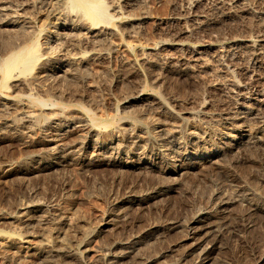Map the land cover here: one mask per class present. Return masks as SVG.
Here are the masks:
<instances>
[{
    "label": "rangeland",
    "instance_id": "1",
    "mask_svg": "<svg viewBox=\"0 0 264 264\" xmlns=\"http://www.w3.org/2000/svg\"><path fill=\"white\" fill-rule=\"evenodd\" d=\"M41 1L42 0H0V4H3V2L8 3L7 5L4 3V6H7V9L12 10H0V13H3L5 11V14L3 13L5 17L1 14L3 18L0 15V19L8 20L7 18H9V16V19L15 17V20L18 19L16 20V22H18V25H20L19 27H21V29L23 28V26H25L23 29L27 30H29L30 27L31 29L33 28L34 30L30 29L29 31H33L34 33L38 34V41L43 43H45L46 35L50 34V31L52 32L61 30V24L75 25L77 23L75 20L78 21L79 16L76 15H79L80 12L69 9L66 6V0H53V2H51L50 0H43L42 2ZM102 1L105 4L108 13L112 17L111 26L113 27V33L109 34L110 36L107 35L105 37L106 39H101L102 41L104 40L103 42L99 40L101 43H99V41H96L97 44L95 42L94 47L95 50L104 52V55L106 54L105 57L99 58L100 60L95 58H87L86 62L84 63L85 65L81 68V70H78L77 72L69 76H66V74H64L65 77H54L50 75V73L52 72H46V76L44 75L45 77L42 76L38 79L40 81L39 84L43 88L42 92L38 93V95L36 96L29 98L27 104H33L32 107H34V109L37 108L36 110L42 108L41 111L44 114L49 113L51 110L55 111V109H64L67 111L71 109L80 110L82 109V107H84L91 113L92 127L96 129L98 137L99 139H101L100 141H105L106 139H114L115 137L119 140L124 139L130 132L133 131V124L121 119V115L123 116L124 112L121 108V100L119 97L123 93L139 90L143 93H150L154 96H159L169 104H172V102H175L179 99L181 100L180 103L182 105L186 104V107H189L190 104L191 106H195L196 104L205 100L209 102H211L212 100V105H216L220 102V95L217 94L218 92L214 88L215 81L218 82L219 80L215 75L213 77H210L208 75L206 76V79L204 78L202 80H198L191 78V76L188 74L190 76L189 77L187 73H184L182 71L176 72L175 70L171 72H164L163 69V71L161 70L159 63L153 64L154 66L152 65L151 67H146L142 62L140 63L142 54L144 52H147L152 46H154V43L159 39V37L165 35L164 33L166 32V30L169 31V29L174 30L177 28L173 17L175 16V10H180L179 5H183V0L182 2L181 0ZM191 1H195L196 4H198L194 7L196 11L194 10L195 13H193V9L189 10L188 13L186 11V15L183 16V19L181 21L182 25H186V28L192 29V31L195 32L193 33L192 37L188 38L189 43H193L194 40L196 42L200 41L202 43L211 41L217 46H219V44L220 46H228L232 45L231 43L235 42V40L240 38L243 34L247 35V31H250L249 33L252 36L259 32V27H257V25L259 26L260 23L259 20L256 19V14L260 12V10H262V8L264 7V4L262 5V2H264V0H234L235 3L230 2V4L223 6L219 3L220 0ZM257 1L261 2V4L259 3L260 5H255V3H258ZM12 3L13 6H11ZM61 3H63V6ZM114 3L116 5L118 4V6L116 7ZM113 5H115V7ZM183 6L181 8H184ZM219 6L223 8H220ZM21 8L24 9L22 10ZM226 8H229V13ZM65 9H67V11ZM231 9L233 11H231ZM245 9H248V11ZM251 9H253L255 13ZM68 11L69 13H67ZM109 11L112 12L110 13ZM9 12H12V14L10 13V15ZM14 12H16L17 14H15ZM221 12L223 14H220ZM71 13L73 15L75 14L77 19L75 18V16H72ZM140 14H142L141 16H143L142 20L138 23L140 24V26L138 24L133 26V24L128 23L127 19L129 17ZM21 18L25 21H22ZM198 20L202 23L197 24L199 23ZM26 21L30 23V26ZM24 22H26V24ZM192 23L194 26L192 25ZM129 24L131 26H129ZM196 25L199 26V28L195 29L197 27ZM211 26L213 28H211ZM216 26L217 31L214 28ZM201 27H203V29ZM54 28L55 30H53ZM125 28L128 29V31ZM135 28L138 31L135 30ZM213 31H216L217 33H214ZM76 32L78 33V35L81 34L79 30H75V33L73 32V35H71V37L69 36V38L71 39L70 41H67L69 40V38H65V41H56L54 39H51V41H48L50 42V44H48H52V48L56 47L54 48L56 52L58 51V45L61 48L64 47L63 49H65V51L66 49L69 50L66 51L69 54L73 52H70L71 49L76 50L74 52H78L80 50L82 51L84 47L79 43L78 35L76 34ZM43 34L45 35V37ZM73 41L75 43H73ZM59 42L60 44H58ZM71 42L73 44H71ZM66 44H69L70 46ZM233 46L234 45H232L231 47ZM231 49L235 50V48ZM223 58L225 57H222V59ZM225 61L226 60L223 59V62ZM238 61L248 70L257 71V67H255L256 64H254L253 60H249L247 58L243 59V57H240ZM253 67L255 68V70ZM258 72L262 77H264V68H260ZM78 74L81 75L79 76ZM50 77H52L51 80ZM66 77L71 78H67L68 80H64V78ZM215 77L217 80L215 79ZM46 78L47 80L45 81H47V84L44 81V79ZM58 78L60 79V82ZM52 79H54V81H52ZM138 79L140 80L138 81ZM212 79H214V82ZM49 80L51 81V83L48 82ZM55 80L59 84H56L57 82L55 83ZM192 81L196 82L193 83ZM156 82L157 84L155 85L154 83ZM48 83H50L51 85L55 84L57 85V87L60 85L59 88H61V85L63 84L62 87L65 89V92L63 91L64 95L62 96V98L65 99L64 96H68V98H66L67 100H63L57 95V98L56 96L52 95L54 93L50 92V84ZM197 83L199 84L197 85ZM47 85L49 86L47 87ZM158 86L161 88L163 86V90ZM17 88L15 89V92L17 94H21L22 88ZM160 90H162L163 92ZM66 92L71 93V95L67 94ZM201 92L203 93L201 94ZM92 93L94 94L91 95ZM182 95L185 97H183ZM198 95L199 97H201L199 98ZM196 97L199 98V100ZM206 97L208 99H206ZM40 98L42 100H39ZM188 98L192 99L190 100ZM95 99H97V101ZM196 99L198 100V102ZM193 103L194 105H192ZM80 105L82 107H80ZM138 105V107H143L142 104ZM145 114L147 116H145V120H147L149 113L146 111ZM43 116L45 115H42L41 118H43ZM149 118L151 119V117ZM130 124L132 125V128H130ZM123 125L124 127L129 126V128L126 129L127 132L123 129L119 130V128L123 127ZM251 126L254 127L253 124ZM9 131L10 130H6L0 133V215L2 217L6 216L7 213L8 215H10L11 212L15 211L17 207L20 206L19 203L26 204L36 202L40 205L41 208L43 207L41 210L44 211L40 213H44V217H51L57 213L70 217L71 220L75 221V224L78 222L76 226L75 224H73L75 228L72 227L69 231L65 232V238L69 237L68 241L70 240V245L72 243L71 246H68L72 248L71 251H73L74 253L64 254L62 256L58 254V260H61L60 264H62V262H64L65 264H102L101 260L103 261L105 254H107L109 250H120L123 243L129 240H133L135 237H144L148 231L151 232V235L150 237H146L148 238L146 240L148 243L145 248L146 251L144 249H141L139 252L137 251V253L132 254L133 256L126 259V264L139 263V261H141L139 255L141 256V254L143 258H147L145 260H148V264H182L179 257H181L182 253L189 247V244L191 243L190 239H185L186 233L189 229V227L187 226L188 221L196 214L197 209L203 204L202 202L209 194L213 193L215 195V198L218 199L229 197L231 198L232 196H234L232 198H235L238 197V194L242 190L241 188L244 187L245 190L247 188V190L252 193V201L254 203L264 206V164L260 163V159L262 160V158H264V154H261L264 153V146L260 148L261 151H259L260 149L248 148L245 150L234 151L230 152V154L228 153L223 155V159H220V162L222 163V168H220V170L217 169L216 171L215 169H212L210 167H204L205 169L203 170L202 168H198L199 170L195 168L188 170L178 180H174L170 176L162 173H157L156 175V172L148 173L145 169H143L145 171H143L142 168H140V170L137 166H129L128 168H126L125 166L121 165L124 164V161L135 162L137 160L136 156L130 155L126 157L128 158L127 160L125 158L120 164L115 163L114 165V163L109 160L108 156L98 157L96 156L95 151L90 147L85 148L83 150L84 153H80L79 156L68 158L63 163H56V161L54 162V159H50L48 156L49 154H47V151L45 150H42L43 152L40 150L42 154L40 153L38 158H36L35 156H32L31 152H36L37 149L35 150V148H33L35 150L34 151L33 149L31 150V148H26L25 141L28 142L37 140L40 137L39 128L37 126H34L30 131L20 133L21 137L20 135L19 137H17L15 132L10 131L12 134L11 135ZM25 136H27V138ZM46 161L51 162L50 166L41 168V164ZM235 161H239V164ZM230 163L232 167L230 166ZM34 167L36 168V170L34 169ZM5 172L7 173L5 174ZM166 176H168L169 178ZM170 179L172 181H170ZM236 191L238 192V194L236 193ZM153 192L155 193V196L151 197V194ZM142 196L144 200L146 199L144 203L139 206H130L129 208L126 202L127 199L137 200L139 198L138 200H142ZM150 201L151 203L154 201L155 202L151 204ZM123 204L125 205L126 209ZM231 205L232 206L227 208V210L225 209V211L223 212L226 217L222 214V216L219 217V220H217L218 218L216 219L215 227L220 226L223 229L224 233H222V236H219L220 240L219 238L217 239V244L219 246L212 253L211 258L209 262H207V264H256L255 253L259 250H264V211L262 213V210H260L257 212H253V214L252 212L250 213L248 208L245 210L246 205H243V203L234 202ZM44 207H46V211ZM118 207L121 208L119 209ZM247 211H249L248 215L245 216V214H247ZM121 213L123 215L125 214V217ZM249 214L252 216H250ZM222 217H224V220ZM110 219H112L113 222L116 221L114 222V225L112 227L110 224L106 225L107 220ZM0 222V233H19L25 240L24 244L28 245H26V248L22 249L10 248L5 252H2V250L0 249V264H3L4 262V253L10 256V264H51V259L54 257L57 258V254L54 251L49 250L53 253L52 254L50 252V254L48 251H45L47 249H42V255L33 249L36 248L42 241V235L38 233L40 232V230H38L40 225H34L35 228L33 230H30L31 232L29 231L25 233L20 228H17L18 224L12 223V221V224L9 220H0ZM200 223L204 224L206 222ZM234 223H240L241 225L244 224V226H241L239 224V228H236L235 230L233 229L235 225ZM168 224L171 226V228H167L169 226ZM213 224L214 222H211L212 226H214ZM13 226H15V229H17L15 230ZM227 228L230 230H228ZM82 229L84 230L82 231ZM78 231L82 232L77 236L78 238H75L76 240H73V238L71 237L75 232L78 233ZM113 247L116 249H114ZM73 249H75L76 251ZM46 252H48L49 254ZM45 253L49 256H47ZM45 255L49 258H45V260L47 261L43 260ZM59 256L62 258H60ZM190 261L191 257H188V261L185 264H191Z\"/></svg>",
    "mask_w": 264,
    "mask_h": 264
},
{
    "label": "bare ground",
    "instance_id": "2",
    "mask_svg": "<svg viewBox=\"0 0 264 264\" xmlns=\"http://www.w3.org/2000/svg\"><path fill=\"white\" fill-rule=\"evenodd\" d=\"M50 1L53 2V0H50ZM183 1H184L183 5L184 4L185 5L184 6L182 4L181 5L184 8H181L182 6L179 5L180 10H175L176 11L174 13L175 16L173 17V20L175 21L177 28L174 30L169 29V31L164 28L166 30V32L164 33L165 35L160 36L159 39L154 43V46H152L147 52H144L142 54L140 63L142 62L143 65L146 67H151L153 64L159 63L161 70L163 69L164 72H166V71L171 72V71H175V70H176V72L182 71L184 73H187V75L189 74L191 76V78L198 79V80L199 79L202 80L204 78L206 79L207 78L206 76H208V75L210 77H213L214 75L217 76V78L220 81L219 80H218V82L215 81L214 88L217 90V92H218L217 94L220 95L221 99H220L219 103L216 102L217 103L216 105H212L213 104V103H211L212 100H211V102L205 100V101L200 102L198 104L195 103L196 104L195 106H191V104H190L189 107H186L185 106L186 104L182 105L180 103L181 100H179V99H178L179 101L177 100L175 102H172V104H169L166 101H164L163 98H161L159 96H154L150 93H143L139 90H134L131 92L129 91L127 93H123L119 97L121 100V108L123 109V112H124L123 113L124 115L123 116L121 115V117H122L121 119L123 121L132 123L133 124V131L130 132L124 139L120 138L121 140H119L115 137L114 139H111V138H109L108 140L106 139L107 141L106 140L100 141L101 139H99L98 133L96 132V129L94 127H92L91 113L87 109L82 107L81 105H80V107H82V109H80V110L71 109V110L66 111L64 109H57V110L55 109V111L51 110L49 113H45V114L41 111L42 108L38 109V110H36L37 108L34 109V107H32L33 104L32 105L27 104V101L29 98L36 96V95H38V93L42 92L43 88L39 84L40 81L38 80L40 77L44 76L46 74V72H48V71L52 72V73H50V75L54 76V77H63L64 74H66V76L67 75L69 76V75L77 72L78 70H81V68L85 65L84 63L86 62L87 58H92V59L95 58L98 60H100L99 58H104L106 54L104 55V52H100L99 50H95L94 43L96 41L104 39L107 35L113 33V27L111 26L112 17L108 13L107 8H106V6L102 0H66V3H67L66 6L69 9L80 12V13L78 12L79 15H76V16H79L78 21L75 20L77 22L75 25H73V24L72 25H68V24L62 25L61 24L62 28H61V30L59 29L60 31H57V30L52 31V32L50 31V34L46 35L45 43L38 41V38H37L38 34L34 33L33 31L32 32L29 31L31 29V27H30V29L28 27L29 30L23 29L25 27V26H23L24 25L23 24L22 25L23 28L21 29V27H19L20 25H18V22H16V20H18V19L15 20L14 19L15 17L12 19H9L10 18V16H9V18H7L8 20H1L0 19V133L4 132L6 130H10L12 132H15L17 137H19L20 133L28 132L34 126H37L40 130V137L35 141L34 140L33 141L27 140L28 142L25 141L26 148L27 147L31 148V150L33 148H35V150L36 149L38 150V152H37V150H36V152H31L32 156H35L36 158H38V156L42 150H45V151H47V154H49L48 155L49 158L54 159V162L56 161V163H63L68 158L79 156L80 153H82L85 148L90 147L95 151L96 156H98V157L99 156H101V157L108 156L109 160L111 162H113L114 165H115V163L120 164L123 161V159H125L126 157H128L130 155L136 156L137 160L135 162H125L124 161L123 162L124 164H121V165L125 166L126 168H128L129 166L130 167L137 166V167H139V169L140 168H142V170L145 169L148 173L156 172V175H157V173H162V174L170 176L174 180H178L188 170L195 169V168L196 169L202 168V170H203L206 167H210L212 169H215L216 171H217V169L220 170V168H222V163L220 162L221 161L220 159L222 157H224L223 155L228 154V153L230 154V152L245 150L248 148L260 149L262 146H264V77H262L260 75V73H259L260 71L258 72V70L260 68L261 69L264 68V10H263L264 7L263 6H262L263 8L261 7L263 11L260 10V12H258L256 14V19H258L259 23H260L259 26L257 25V27H259L258 33H256L254 36H252L249 33L250 31L249 32L247 31L248 32V33L246 32L247 35L243 34L240 38L236 39L235 42L231 43L232 45H234L233 47H231L232 45L220 46V44H219V46H217V45L213 44L211 41L206 42V43H202L200 41L196 42L195 40L193 43L188 42V38L192 37L193 33H195V32L192 31V29L186 28V25L185 26L182 25L181 21L183 19V16L186 15L185 14L186 11H187V13L191 9H193L192 11H194L195 5L197 6L198 4H196L195 1L192 2L191 0H183ZM51 2H50V4H51ZM62 2H64V1H62ZM181 2H182V0H181ZM230 2H234V0H220L219 3L223 6V5L230 4ZM4 3L5 2H3V4H0V10H2V11L7 9V6H4V5L5 4L7 5L8 3H5V4ZM259 3L261 4V2H258V3H255V5L256 4L258 5ZM17 4H19V3H17ZM61 4L63 6V3H61ZM129 4H130V2H129ZM263 4H264V2H262V5ZM115 5H113V6L115 7ZM11 6H13V3ZM117 6H118V4L116 5V7ZM8 7H9V5H8ZM21 7H23V6H21ZM228 7H229V5H228ZM257 7H260V6H257ZM62 8H64V7H62ZM220 8H223V7H220ZM241 8H239V9H241ZM251 8H252V6H251ZM12 9H13V7H12ZM226 9L228 11L229 8H226ZM7 10L12 11L9 9H7ZM65 10L67 11V9H65ZM114 10H116V9H114ZM245 10L248 11V9H245ZM251 10H253V9H251ZM8 11H7V13H8ZM195 11L193 13H195ZM231 11H233V10L231 9ZM17 12H19V11H17ZM229 12H230V10L228 11V13ZM253 12H254V10H253ZM3 13H0V15L1 14L3 15ZM10 13L12 14V12H9V14ZM14 13L17 14L16 12H14ZM64 13H63V15H64ZM67 13H69V11ZM228 13H227V15H228ZM231 13H233V12H231ZM143 14H144V12H143ZM220 14H223V13L221 12ZM2 15H1L2 18H3V16L5 17V15H3V16ZM71 15L75 16V14L73 15L72 13H71ZM141 15L142 14L129 17L127 19L128 23L133 24V26L137 25L143 18V16H141ZM76 16H75V18H76ZM116 17H117V15H116ZM16 18H17V15H16ZM197 19H199V18H197ZM22 21H25V20L22 19ZM22 21H20V22H22ZM26 22H24V23L26 24ZM69 22H70V20H69ZM256 22H257V20H256ZM73 23H75V22H73ZM200 23H202V22L199 21V23H197V24H200ZM28 24L30 26V23H28ZM130 24H129V26H131ZM205 24H206V22H205ZM138 25L140 26V24H138ZM192 25H193V23H192ZM217 26L214 27L215 30H216ZM125 27H127V26H125ZM207 27H210V26H207ZM34 28H36V27H34ZM49 28H48V30H49ZM117 28H118V26H117ZM197 28H199V26H197L195 29H197ZM201 28L203 29V27H201ZM211 28H213V27L211 26ZM43 29H45V28H43ZM128 29H129V27H128ZM128 29H126V30L128 31ZM53 30H55V28ZM75 30L76 31L79 30L81 32V34H79V35L77 32H76V34L78 35L79 43L84 47L82 51L80 50L78 52H74L76 50L71 49L70 52L71 51H73V52L69 54L66 52L69 50L66 49V51H65V49H63L64 47L61 48L58 45V47H57L58 51L56 52L54 50V48H56V47L52 48L53 47V46H51L52 44L49 45L50 42H48V41H51V39H54L56 41H58V40H64L65 41V38L67 39V38H69V36L71 37V35H73V32L75 33ZM135 30H137V29L135 28ZM216 31H213V32L217 33ZM199 32H200V30H199ZM255 32H257V31H255ZM255 32H253V33H255ZM44 34H46V33H44ZM196 34H197V32H196ZM44 37H45V35H44ZM211 38H210V40H211ZM70 40L71 39L69 38V40H67V41H70ZM74 41H75V39H74ZM74 41H73V43H75ZM103 41L101 40V42H103ZM101 42L99 41V43H101ZM54 43H55V41H54ZM73 43L71 42V44H73ZM58 44H60V42ZM69 44H66V45L70 46L71 44L70 45ZM96 44H97V42H96ZM55 45H57V44H55ZM231 48H235V50L231 49ZM222 57H225V58H223L226 60L225 62H223ZM240 57H243V59L247 58L249 60H253L254 64H256L255 67H257V69H256L257 71L248 70L247 68L242 66L238 61V59ZM254 64H252V65H254ZM254 70H255V68H254ZM148 74H149V72H148ZM75 76H71V77H75ZM47 78L44 79V81L47 80ZM51 78L52 77H50V80H51ZM67 78H69V77L64 78V80ZM61 79H63V78H61ZM215 79H216V77H215ZM50 80L48 82L51 83ZM58 80L60 82L59 78H58ZM139 80L140 79H138V81ZM212 80L214 82V79H212ZM52 81H54V79H52ZM163 81H165V80H163ZM184 81H186V80H184ZM45 82L47 84V81H45ZM56 82L57 81L55 80V83ZM195 82H193V83H195ZM50 83H48V84H50ZM56 84H59V83L57 82ZM65 84H66V82H65ZM154 84L156 85L157 82ZM198 84L199 83H197V85ZM48 86L49 85H47V87ZM59 86L57 87V85H55V84L54 85L50 84L49 89H50L51 93H54L52 95H54V96L57 95L58 97H61V99H63L62 96L64 95L65 89L62 87L63 84L61 85V88H63L64 90L59 88ZM159 86H160V84H159ZM17 87L22 88L21 94H17L15 92V89ZM137 87H138V85H137ZM191 87H193V86H191ZM159 88H161V87H159ZM161 89L163 90V86ZM162 90H160V91H162ZM197 93H196V95H197ZM202 93L203 92H201V94ZM67 94L71 95V93H69V92ZM93 94L94 93H92L91 95H93ZM219 95H217V96H219ZM57 96H56V98H57ZM173 96H174V94H173ZM64 97H65V99H63V100H67L66 98H68V96H64ZM183 97H185V96H183ZM198 97H199V95H198ZM199 98H197V99L199 100ZM183 99H185V98H183ZM188 99L191 100L192 98H188ZM206 99H208V98L206 97ZM39 100H42V99L40 98ZM95 100L97 101V99H95ZM198 100H197V102H198ZM209 100H210V98H209ZM138 104H142L144 108L140 106L141 108H143V109H141L140 107H138L139 106ZM188 104H189V102H188ZM192 105H194V103ZM146 111L149 113L147 120H145V118L147 117L145 114ZM42 115H45V116H43V118H41ZM149 117H151L152 120ZM149 120H151V121H149ZM147 121H149V122H147ZM252 124L254 125V127L251 126ZM128 128H129V126L124 127V125H123V127L119 128V130L123 129L126 131V129H128ZM130 128H132V125L130 126ZM10 134H11V132H10ZM20 137H21V135H20ZM25 137L27 138V136H25ZM18 141H20V140H18ZM45 151H44V153H45ZM259 151H261V149ZM44 153H43V155H44ZM261 154H264V153H261ZM127 159L128 158H126V160ZM242 160H244V159H242ZM106 161H108V160H106ZM97 162H99V161H97ZM235 162L238 163L239 161H235ZM50 163L51 162H49V161L44 162L43 164H41V168L50 166ZM260 163L264 164V158H262V160L260 159ZM245 165H247V164H245ZM230 166H231V163H230ZM34 169L36 170L35 167H34ZM145 170H143V171H145ZM212 171H214V170H212ZM223 171H224V169H223ZM6 173L7 172H5V174ZM168 176H166V177H168ZM165 179H167V178H165ZM170 181H172V180L170 179ZM236 181H238V180H236ZM238 184H237V186H238ZM241 189H242L241 191L238 189L240 191L239 194L236 191V193L238 194V197H235V198H232V197H234V196H232L231 198L229 197V198L218 199V198H215V195L213 193L209 194L206 197V199H204V201L202 202L203 204L201 206H199L197 211L194 210V211H196V214L188 221L187 226L189 227V229L186 233V238H185V239H190L191 243L189 244V247L182 253L181 257H179L180 262L182 264H185L188 261V257H191V261H190L191 264H207V262H209L212 253L219 246L217 244V239L219 238V236H222V233H224L223 229L220 226L215 227L216 219L218 218L217 220H219V217L222 216L225 209L227 210V208L232 206L231 205L232 203H234V202L243 203V205H246L245 210L248 208L250 213L251 212L252 213L257 212L260 210H262V213H263L264 206H261V205L254 203L252 201V193L250 191H248L247 188H246V190L244 189V187ZM164 190H165V188H164ZM150 191H151V189H150ZM131 192H132V190H131ZM152 196H155L154 192L151 194V197ZM142 198H143V196H142ZM202 198H203V196H202ZM138 199L137 200L127 199L126 202H127V205L129 206V208H130V206H139L142 203H144L146 200V199L144 200V198L142 200H138ZM154 202H152V203H154ZM150 203H151V201H150ZM19 204H20V206H18L16 210L14 209L15 211L11 212L10 215H8V213L6 216L3 215L4 217H2L0 215L1 216L0 220L1 221L9 220L10 223L12 221V223L18 224L19 227L17 225V228H20L25 233L29 232L30 230H33L35 228L34 225L35 226L40 225L39 229H38V230H40V232H38V233H40L42 235V237H41L42 241L40 240L41 242L39 243V245L33 249L36 252H38L39 254H42L41 253L42 249H47L45 251H48L49 253L51 251H54L57 254V255L55 254L57 256V258H55V257L52 258L51 264H60L61 260L60 259H59L60 261L58 260V254L62 256L64 254H73L74 253L73 251H71L72 248L70 246L72 245V243L70 245V243H69L70 240L68 241L69 237L65 238V235H66L65 232L69 231L72 227L75 228V226L78 222L75 224V221L71 220L70 217H67L63 214H57V213L51 217H44V215H43L44 213L43 214L40 213V212L44 211V210H41L43 207L41 208L40 205L36 202L35 203L31 202V203H26V204L19 203ZM19 204H17V205H19ZM42 205H44V204H42ZM119 206H121V205H119ZM124 207H125V205H124ZM13 208H14V206H13ZM44 208L46 211L47 210L46 207H44ZM122 209H123V207H122ZM125 209H126V207H125ZM242 209H243V207H242ZM122 211H124V210H122ZM192 211H193V209H192ZM249 211H247V214H245V216L248 215ZM125 212H126V210H125ZM231 216H233V215H231ZM250 216H252V215H250ZM222 218L224 220V217H222ZM116 219H117V217H116ZM114 222H116V221H114ZM114 222L112 219L107 220L106 225L110 224L112 227L114 225ZM200 222H206V223L203 224ZM211 222L212 223L214 222V224H213L214 226L211 225ZM2 223H4V222H2ZM5 223H7V222H5ZM198 223H200V224H198ZM73 224H75V226H73ZM239 224L236 223L234 225L233 229L236 230V228H239L238 227ZM218 225H219V223H218ZM242 225L244 226V224H242ZM13 227L15 229V226H13ZM231 227H232V225H231ZM167 228H171V226L169 225ZM227 229H226V231H227ZM83 230L84 229H82V231ZM228 230H230V229H228ZM82 231H78V233L75 232L71 238H73V240H76L75 238L79 234H81ZM224 231H225V229H224ZM71 232H74V231H71ZM150 235H151V232L148 231L144 237L143 236L142 237H135L133 240L126 241L125 243L122 244V247L120 250L119 249L117 250L116 248L113 247L114 249H116V251L115 250H109V252L107 254H105L103 261L101 260L102 264H126V259L133 256L132 254L137 253V251L139 252L141 249L145 250V248L148 244L146 241L148 238H146V237H150ZM139 236H140V234H139ZM219 240H220V238H219ZM24 242H25V240L23 239V236H21L19 233H15V232L14 233H6V232L0 233V249L2 250V252H5V251L9 250L10 248H21V249L26 248L27 244H24ZM68 245H70V246H68ZM187 245H188V243H187ZM112 246H114V245H112ZM49 250H51V251H49ZM73 250H75V249H73ZM256 250H258V249H256ZM14 251H16V250H14ZM182 251H183V249H182ZM48 252H46V253H48ZM75 253H77V252H75ZM42 255H40V256H42ZM46 255L44 256L43 260H45V258L49 259L48 257H46ZM136 255H138V254H136ZM47 256H49V255H47ZM3 258H4L3 264H10L9 263L10 262L9 261L10 256L8 254L4 253ZM60 258H62V257H60ZM139 258L141 259V261H139V263H137V264H148V260H145L147 258L146 257L143 258L142 254H141V256L139 255ZM41 259H42V257H41ZM45 261H47V260H45ZM255 263L256 264H264V250H262V251L259 250L255 253ZM62 264H65V263L62 262Z\"/></svg>",
    "mask_w": 264,
    "mask_h": 264
}]
</instances>
